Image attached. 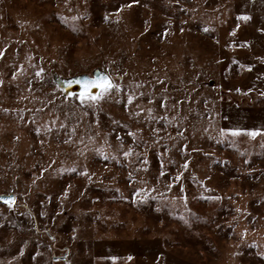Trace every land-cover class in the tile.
<instances>
[{"label": "rangeland", "instance_id": "374dc122", "mask_svg": "<svg viewBox=\"0 0 264 264\" xmlns=\"http://www.w3.org/2000/svg\"><path fill=\"white\" fill-rule=\"evenodd\" d=\"M0 52V264H264V0H0Z\"/></svg>", "mask_w": 264, "mask_h": 264}, {"label": "snow or ice", "instance_id": "6c2138e0", "mask_svg": "<svg viewBox=\"0 0 264 264\" xmlns=\"http://www.w3.org/2000/svg\"><path fill=\"white\" fill-rule=\"evenodd\" d=\"M65 3L67 4V0H65ZM73 19H78V17H73ZM239 19L242 20H249L250 17L248 16H241L239 17ZM105 20H107V17H105ZM205 32L208 31L207 28L204 29ZM234 35V33H233ZM247 46V45H244ZM3 53L0 52V56H2ZM43 72V69H40L39 71L36 72V76H41ZM67 84V89L65 91V95L68 97H72L75 98L79 101V103L83 106H92V105H97L99 104L100 101H102L104 98H106L107 96H109L113 91H119L120 90V86L118 84H116L113 79L107 75V74H96V75H92V76H84V77H78L75 79H71V80H67L66 81ZM72 85H78L79 86V92L77 93H73L71 91V87ZM237 91H239V89H237ZM135 99L134 96L129 95L128 96V103L131 104L133 102V100ZM165 106V105H162ZM149 112H151V109H149ZM63 127V125H62ZM37 132H39V129H37ZM220 134L224 135V136H231V137H238L241 135H246L251 139H255L257 136H264V129H251V130H246V129H240V128H234V129H229V130H225V129H221L220 130ZM129 135H132L134 137V133H129ZM182 135V134H181ZM119 139V137H118ZM69 141H65V143H68ZM131 149H129L127 152H124L125 156H128L131 154ZM105 160L108 159L107 156L104 157ZM145 163H147V161L145 160ZM188 164L187 162L185 163L184 167L187 168ZM71 171L75 172L76 169L73 168L71 169ZM82 175L87 176L88 175V170L85 169L84 172L82 173ZM161 175H164L163 172H161ZM90 179V177H89ZM175 179L177 181H179L181 179L180 175H177L175 177ZM171 187V185L169 186ZM181 191H183V189L181 188ZM64 197H67L68 193L67 190H65L64 192ZM138 195V193H137ZM182 199L185 200L186 202V197H182ZM15 200L16 197L13 195H4V194H0V202L8 205L9 208L13 207L15 204ZM237 211H239V209H237ZM43 215V213H42ZM181 219H183V217H181ZM185 223H188L187 221H185ZM260 255L264 256V253H261ZM115 259V258H113ZM129 259H131V257H129Z\"/></svg>", "mask_w": 264, "mask_h": 264}, {"label": "water", "instance_id": "95a60500", "mask_svg": "<svg viewBox=\"0 0 264 264\" xmlns=\"http://www.w3.org/2000/svg\"><path fill=\"white\" fill-rule=\"evenodd\" d=\"M96 74H101V73H99V72H95L93 75H96ZM84 76H86V75H82V76H80V77H84ZM62 88L66 91V89H67V84H66V83H65V84H62ZM71 91L74 92V93L79 92V86H78V85H72V87H71Z\"/></svg>", "mask_w": 264, "mask_h": 264}]
</instances>
